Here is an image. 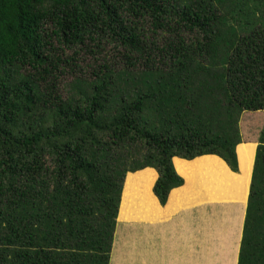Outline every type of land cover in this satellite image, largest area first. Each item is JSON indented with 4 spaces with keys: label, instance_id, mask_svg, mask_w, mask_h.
Here are the masks:
<instances>
[{
    "label": "trees",
    "instance_id": "obj_1",
    "mask_svg": "<svg viewBox=\"0 0 264 264\" xmlns=\"http://www.w3.org/2000/svg\"><path fill=\"white\" fill-rule=\"evenodd\" d=\"M259 110L264 0H0V264H109L127 174L120 222L158 218L138 171L161 205L176 157L238 172ZM214 156L177 160L172 204L224 195ZM237 264H264V126Z\"/></svg>",
    "mask_w": 264,
    "mask_h": 264
},
{
    "label": "crops",
    "instance_id": "obj_2",
    "mask_svg": "<svg viewBox=\"0 0 264 264\" xmlns=\"http://www.w3.org/2000/svg\"><path fill=\"white\" fill-rule=\"evenodd\" d=\"M245 145V144H243ZM241 144V146H243ZM251 145V143H248ZM253 147V145H252ZM240 149V146H239ZM238 150V149H237ZM252 160L248 175L243 172L239 156V171L233 172L225 161L214 155L201 156L193 160L174 158L173 164L177 173L185 180L183 186L173 189L165 205H161L153 192V186L158 178V173L153 168H146L138 172L150 170L154 174V180L150 193L163 210L158 218H144L136 223H124L119 230L116 248L119 252L118 261L112 259V264H237L240 245L243 235L246 208L252 178V170L255 159L256 147L252 150ZM214 156L223 164L220 176L231 181L228 190L219 199L203 201L200 195L190 205L179 198L176 205L172 204V196L188 185L185 174L178 169L177 160L193 162L202 157ZM135 172V173H138ZM212 175V173L210 174ZM243 186V197L236 199V191L239 183ZM198 192V187L196 189ZM202 197V196H201ZM173 205V212L167 208ZM234 227L232 228V226ZM130 229L129 234L124 229ZM231 234L233 243L228 245L224 241L225 233ZM212 242V245L210 243ZM206 246H210L208 250ZM230 253L226 259L222 248ZM115 248V250H116ZM216 250L217 257L212 252ZM114 250V253H115ZM130 254L127 259L126 254ZM125 255V256H124ZM226 259V260H225Z\"/></svg>",
    "mask_w": 264,
    "mask_h": 264
},
{
    "label": "rangeland",
    "instance_id": "obj_3",
    "mask_svg": "<svg viewBox=\"0 0 264 264\" xmlns=\"http://www.w3.org/2000/svg\"><path fill=\"white\" fill-rule=\"evenodd\" d=\"M77 73L75 75H77L80 70H76ZM74 75V76H75ZM72 75L69 76V78H67V82L72 81ZM241 127H242V136H243V142L241 143L243 144H248L251 143V145H253V147H257L258 145V141H259V133L260 130L263 128L264 126V110H259V111H247L243 114L242 119H241ZM241 144L239 145L241 147ZM239 146L237 147V149L239 150ZM237 150V151H238ZM239 161V158H238ZM130 173L127 174L125 181H124V185H123V190H122V194H121V202H120V207H119V213H118V217H117V225H116V232H115V236H114V241H113V245H112V250H111V254H110V263L112 264V259H113V255H114V250L116 248L117 242L119 241V237H118V233L119 230L121 229L123 222H120V212H121V207H122V200H123V194H124V188H125V184H126V180L128 178ZM154 187V186H153ZM124 229H126L124 227ZM128 230V229H126ZM129 234H131L130 229L127 231ZM210 245H212V242L210 243ZM210 247V246H209ZM208 246H206V249L208 250L209 248ZM212 252L215 255V258L217 257L216 255V250H214L212 248ZM130 257V254L127 255V259Z\"/></svg>",
    "mask_w": 264,
    "mask_h": 264
}]
</instances>
